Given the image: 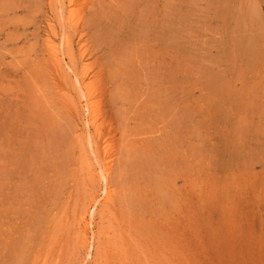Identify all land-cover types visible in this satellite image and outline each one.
Masks as SVG:
<instances>
[{"label":"rangeland","instance_id":"obj_1","mask_svg":"<svg viewBox=\"0 0 264 264\" xmlns=\"http://www.w3.org/2000/svg\"><path fill=\"white\" fill-rule=\"evenodd\" d=\"M0 264H264V0H0Z\"/></svg>","mask_w":264,"mask_h":264},{"label":"bare ground","instance_id":"obj_2","mask_svg":"<svg viewBox=\"0 0 264 264\" xmlns=\"http://www.w3.org/2000/svg\"><path fill=\"white\" fill-rule=\"evenodd\" d=\"M87 107H88V109H87V110H88V111H90L89 105H87Z\"/></svg>","mask_w":264,"mask_h":264}]
</instances>
